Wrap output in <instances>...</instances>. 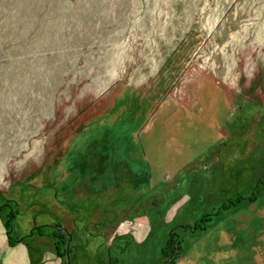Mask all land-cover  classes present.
<instances>
[{
	"label": "rangeland",
	"instance_id": "rangeland-1",
	"mask_svg": "<svg viewBox=\"0 0 264 264\" xmlns=\"http://www.w3.org/2000/svg\"><path fill=\"white\" fill-rule=\"evenodd\" d=\"M0 264H264V0H0Z\"/></svg>",
	"mask_w": 264,
	"mask_h": 264
},
{
	"label": "trees",
	"instance_id": "trees-1",
	"mask_svg": "<svg viewBox=\"0 0 264 264\" xmlns=\"http://www.w3.org/2000/svg\"><path fill=\"white\" fill-rule=\"evenodd\" d=\"M253 197H254V195L249 196V198H253ZM229 202H231V201L229 200ZM16 211L17 210H16L15 207L14 208H9L7 210V213L5 215L4 220H7V219L13 217L14 214L16 213ZM208 218H209L208 213H203L200 217H198L196 220H194L193 227H202L204 225V222ZM5 222H7V221H5ZM6 239H7V243H10L12 241L10 239V237L8 236V234H7V238ZM170 240H171V238L167 237L166 240H165V243L160 248V253L163 255V257H165V256L167 257L168 255H170V259L168 261H171L173 259L172 257L174 256V252H175V250H173V248L178 247V244H176L175 247H174V244H172V242ZM167 247H170V248L168 249Z\"/></svg>",
	"mask_w": 264,
	"mask_h": 264
}]
</instances>
